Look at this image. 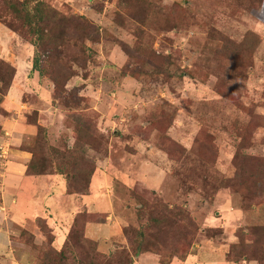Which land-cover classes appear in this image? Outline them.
<instances>
[{
	"label": "rangeland",
	"instance_id": "374dc122",
	"mask_svg": "<svg viewBox=\"0 0 264 264\" xmlns=\"http://www.w3.org/2000/svg\"><path fill=\"white\" fill-rule=\"evenodd\" d=\"M45 1L68 17L87 18L99 34L79 45L85 54L71 49L79 61L67 57L74 76L62 80L59 89L49 75H41L53 86L54 114L45 115L44 130L38 128L22 148L32 154L28 168L44 153L46 169L53 172L47 175L60 178L49 184L44 199L51 207L39 217L49 232L39 218L26 229L12 226V261L44 264L46 248L61 252L67 244L86 258L90 247L72 239L82 227L85 240L96 246V258L106 264H122L133 255L126 228L156 236L167 256L181 254L183 244L194 241L187 259L196 257L187 264H264L228 258L235 244L255 239L253 227L264 225V200L244 209L246 184L234 181L239 151L264 159V1ZM7 8L0 0V16ZM16 34L34 47L35 57V46ZM49 55L41 56L46 68ZM0 114L9 116L2 106ZM24 116L38 125L37 110ZM85 132L94 136L92 145ZM198 136L214 147L206 154L212 164H203L197 153L181 161L176 151L169 153L167 138L190 150ZM80 139L84 147L69 155ZM94 166L88 195L68 193L67 177L54 172ZM229 180L238 185H221ZM39 191L24 189L22 207L34 211ZM6 255L0 253V264L11 259ZM187 259L176 257L171 264ZM133 264L162 263L148 252L134 257Z\"/></svg>",
	"mask_w": 264,
	"mask_h": 264
},
{
	"label": "trees",
	"instance_id": "16d2710c",
	"mask_svg": "<svg viewBox=\"0 0 264 264\" xmlns=\"http://www.w3.org/2000/svg\"><path fill=\"white\" fill-rule=\"evenodd\" d=\"M2 1L5 6L8 7L6 10L8 14L3 17L0 16V21L35 46L37 54L33 60V70L38 71L40 75H49L55 83L56 88L59 89L60 85H62V80L67 82L74 76V73L70 71V66H68V62L66 61L67 57H71V59L76 62L79 61L77 54L73 56L71 49L74 48L77 50L76 52L85 54L82 48L80 50L79 45H84L86 41H95V37L99 34V30L87 18L80 16L68 17L45 0ZM259 1L262 3L264 0ZM48 52L50 55L47 63L48 68H46V66L42 64L41 56ZM3 72H5V74H3ZM15 75L16 69L10 63L3 60L0 61V83H2L3 86L0 88V106L4 101V97L9 93ZM37 126L39 131L44 130L40 125ZM84 135L87 141L86 143L92 145L91 140L94 139V136L87 132H85ZM167 139L168 145L172 147L169 153L171 154V151H176V160L181 161L185 156L197 153L199 157L202 158L203 164H212L206 154L213 152L212 149L214 147L206 143L207 141L201 139L200 136L196 138L190 150L177 141L174 142L170 138ZM163 144H165V141ZM82 147H84V141L80 139V141L76 142L73 150H68L66 152L69 155H73L75 148L80 149ZM241 158L243 159V165H239V160ZM38 160V162L34 161L30 163L28 174L47 175L53 173L52 170L46 169L48 161L44 153L40 154ZM70 160H72L71 156ZM234 160L236 166L234 181H243L246 184L245 192L247 195H245L246 202L243 207L247 210L253 206V200L257 199L258 202L264 200V159L250 157L239 151ZM80 170L83 172L65 173L56 168L54 172L67 177L68 193L88 195L96 168L94 166L89 169ZM229 181V183L222 182L221 185L227 187L238 185L232 184V180ZM182 215L183 213H177L176 217L179 216L184 219V215ZM37 221L45 232H49L44 219L39 218ZM156 221L160 223L161 220L157 219ZM125 234L133 237V255H127V258L122 264H133L134 257L148 252L158 254L162 264H171L176 257L185 261L194 243L192 240L190 243L185 242L182 246L181 254L176 255L175 253L173 256H167L164 255L163 248L165 246L157 241L156 236L147 234L145 229L136 231L132 228H126ZM250 234L255 235V239L253 241L246 240L240 242V244H235L230 250L228 255L229 259L236 262H239L241 258H244L243 260H253L258 263L264 262V225L253 227ZM72 239L76 240L77 246L85 244L86 247H90L88 250H84L87 254L86 258L80 257L72 247L67 244L61 252L54 250V248H49V252L46 253V248L41 256L44 264H59V261L64 264H66V262L67 264L107 263H103L100 261V258H96L98 255L96 246L92 241L85 240L84 229L82 227H79L76 235H74V237L72 236ZM67 251L73 256L74 263H69ZM57 256H60V259Z\"/></svg>",
	"mask_w": 264,
	"mask_h": 264
},
{
	"label": "crops",
	"instance_id": "0c3cea01",
	"mask_svg": "<svg viewBox=\"0 0 264 264\" xmlns=\"http://www.w3.org/2000/svg\"><path fill=\"white\" fill-rule=\"evenodd\" d=\"M34 51L33 46H28L15 32L0 22V60L10 62L16 68V76L11 89L1 104L2 109H5L9 116L0 114V125L4 131V134L0 136V148L3 149L0 151L2 153L0 154V193L2 197L0 201V253L7 254L8 258H11L10 255L13 254L10 240L11 235L14 234L12 226L17 225L26 229L37 218L45 217L44 214H47L51 204H49V199H44V197L51 192L53 185L49 187V184L56 177L60 178L56 175H29L28 164L32 154L22 148L28 141L26 138L31 139L38 133V126L28 123L24 114L30 110H37L40 126L49 122L45 115L54 114L52 113L53 86L44 80L38 71L33 70ZM29 95L33 99L35 97L37 102L30 100ZM36 188L40 189L41 198L35 197L32 200L34 211H28L21 204L22 198L25 197L22 191ZM63 189V195H67L65 182ZM194 257L196 256H190L184 263L187 264ZM2 259L5 264H19L15 258L13 261L12 258Z\"/></svg>",
	"mask_w": 264,
	"mask_h": 264
}]
</instances>
